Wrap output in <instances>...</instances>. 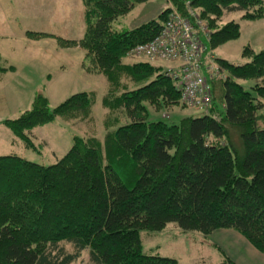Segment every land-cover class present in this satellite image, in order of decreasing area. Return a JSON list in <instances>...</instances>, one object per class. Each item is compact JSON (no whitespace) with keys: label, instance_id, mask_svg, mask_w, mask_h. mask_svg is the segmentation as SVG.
<instances>
[{"label":"trees","instance_id":"16d2710c","mask_svg":"<svg viewBox=\"0 0 264 264\" xmlns=\"http://www.w3.org/2000/svg\"><path fill=\"white\" fill-rule=\"evenodd\" d=\"M144 1L82 0L83 36L56 38L62 46L83 48V68L107 75L112 87L125 53L156 36L168 16L164 8L134 28H112ZM187 1L173 0L181 13L187 6L198 8L202 19L207 13L242 12L248 19L264 13V0ZM212 21H204L209 50L240 35L239 24L217 27ZM251 52L245 48L243 54ZM251 54L241 64L214 60L227 74L219 79L206 72L212 98L201 116L175 124L147 120L144 100L179 98V84L161 67L134 62L125 68L138 87L116 97L109 87L102 100L110 109L120 108L127 123L108 128L101 140L74 135L68 151L49 165L0 155V264H74L86 248L91 264H178L142 250L140 231H160L169 222L204 235L235 230L264 254V128L257 124L264 107V49ZM6 69L0 57V73ZM91 91L75 92L53 107L37 93L30 109L2 122L34 150L35 126L56 117L89 119Z\"/></svg>","mask_w":264,"mask_h":264},{"label":"rangeland","instance_id":"374dc122","mask_svg":"<svg viewBox=\"0 0 264 264\" xmlns=\"http://www.w3.org/2000/svg\"><path fill=\"white\" fill-rule=\"evenodd\" d=\"M12 1L16 3L15 0ZM184 1L188 2L187 0ZM35 2L36 0H34V3ZM24 5L25 3L23 2L18 4L21 8ZM187 7L188 10L182 13H190L189 9H191V7ZM164 8H168L169 12L173 9L178 10L173 0H146L136 4L127 14L118 17L117 20L112 23V28L115 30L134 28L142 22L157 18L158 14ZM191 11L200 14L198 8H192ZM207 14H209L207 15L208 18L205 17L202 19L198 17L203 22V25L205 22L208 24L207 20L210 18L217 27H221L226 22L231 21L240 26V35L237 38L229 40L210 50L215 61L216 58H224L232 63L241 64L251 59V53H256L264 49V13L261 17L256 19L244 18L242 17V12H224L219 16H214L210 13ZM34 16H36V14H34ZM75 17L77 18L76 15ZM30 21L31 20L24 15L14 14L7 23L0 25L1 33L4 35L10 34L8 37L5 36L0 39V55L2 62L3 60H7L8 63L14 64L15 66V69L6 71L4 77L0 79V155L15 153L27 160L49 165L54 163L68 151L72 145V138L74 135L83 137L95 135L101 140L104 138L108 128L111 129L117 125L127 123L129 119L120 108L110 109L103 104L104 101L102 103L111 85L107 75L102 72L87 70L89 73H87L88 77L85 78V84L81 83L80 78L76 77L73 73L63 70L61 74L57 76L56 80L54 78L51 81H47L45 79H47L49 74L53 71V68H50L52 66V60H43L40 54L36 56L29 53L28 56L22 52L21 48H18V51H20L18 52L16 49L12 50L9 47H5L8 43L12 45L19 43L25 33L28 36L25 38L32 40V43L38 40V38L35 39L36 37L27 34V32L30 31L28 27H40L38 24ZM77 22L78 21H76V25L79 24ZM199 24L202 26V23ZM78 29L77 27L75 31H79ZM53 42V39L48 37L44 38L41 44L45 46ZM245 48L253 52L250 54H243ZM63 61L64 60H61L57 65L61 66L62 64V67H66L67 65L64 64ZM134 62H149L154 66L161 67L163 71L167 72L170 68L171 70H176L178 68V63L176 62L164 60L152 61L142 56H134L127 51L120 61L121 68L117 69L123 70L112 76L111 81L113 85L110 87V96H120L122 92L138 87V82L133 81L131 74L128 73L125 68L127 65ZM66 68L70 67L67 66ZM226 74V71L223 72L220 70L217 73V75L220 76L219 79L224 78ZM239 82L245 86L254 84L253 80H241ZM6 87L9 90L7 93H5ZM83 90H92L95 92V98L88 117L89 119H79L75 120V122H71L61 117H56L51 122L35 126L32 129V132L36 135V148L34 150L25 148L21 140L15 137L12 130L2 122L4 118L17 117L26 109H30L33 98L37 93L44 94L48 98L49 105L53 107L72 93ZM142 104L147 115V120H160L169 124L178 123L182 117L201 116L205 111L204 109L200 110L193 108L183 101L180 96L171 101L158 96L152 98V100L146 99ZM138 106L139 105H137V107ZM258 114L259 118L257 124L260 128H264V107L259 109ZM27 134L32 135L30 131ZM234 134L236 133H232V130H230V136ZM233 139L235 144L239 146L238 137ZM40 142H43V144ZM238 234L247 243H242L240 237L237 235H223L216 240H212V237L209 235H204L194 230L184 231L178 227L176 223L169 222L160 231L141 230L140 238L143 252L173 257L177 260L178 264H240L238 258L240 256L238 252L239 248L248 245L255 249L257 248L241 233L238 232ZM230 237H232V239H230ZM88 259L89 249L86 248L82 256L74 264H91Z\"/></svg>","mask_w":264,"mask_h":264},{"label":"crops","instance_id":"0c3cea01","mask_svg":"<svg viewBox=\"0 0 264 264\" xmlns=\"http://www.w3.org/2000/svg\"><path fill=\"white\" fill-rule=\"evenodd\" d=\"M15 1L16 3L12 0H0V25L7 23L14 14L24 15L31 20L30 22L36 23L40 26L39 28L28 27V30L43 32L46 34L36 37L35 39L38 38V40L32 43V40L25 38L28 37L25 33L19 43H16L15 45L8 43L5 47H9L12 50L16 49L17 51L18 48H21L22 52L28 56L29 53L36 56L40 54L43 57V60H52V66L50 68H53V71L49 74L48 78L45 79L47 81H51L54 78L56 80L57 76L61 74V71L63 70L73 73L76 77L80 78L81 83L85 84V78L88 77L87 73H89V71L85 70L82 66L85 50L80 46H62L56 38L78 39L83 36L85 24L82 15L83 6L81 0H36L35 3L34 0ZM22 2L25 3V5L21 8L18 4ZM34 14L38 17L34 16ZM76 21H78V25H76ZM77 27L79 28V31H75ZM9 35H4L0 32V39L5 36L8 37ZM12 35L15 36L14 34ZM48 37H51L54 42L50 45L43 46L41 44L42 40ZM61 60H64V64L70 68H66L67 66L62 67V64L61 66L57 65ZM1 64L7 69L0 73V79L4 77L6 71H12L15 69L14 64L8 63L7 60H3L2 62L1 59ZM8 91L9 90L6 87L5 93ZM223 235H237L240 237L242 243H247L237 231L232 229L215 230L209 236L212 237V240H216ZM230 239H232V237H230ZM238 252L240 254L238 257L240 264H264V254L254 247L249 245L243 246L242 248H239Z\"/></svg>","mask_w":264,"mask_h":264},{"label":"built area","instance_id":"2783aa9c","mask_svg":"<svg viewBox=\"0 0 264 264\" xmlns=\"http://www.w3.org/2000/svg\"><path fill=\"white\" fill-rule=\"evenodd\" d=\"M191 9L187 15L176 9L171 10L156 36L135 45L128 52L152 61L178 63L176 70L170 68L168 72L177 78L179 96L193 108L201 110L209 106L212 98L206 72L215 76L219 68L206 45L209 39L207 28Z\"/></svg>","mask_w":264,"mask_h":264}]
</instances>
